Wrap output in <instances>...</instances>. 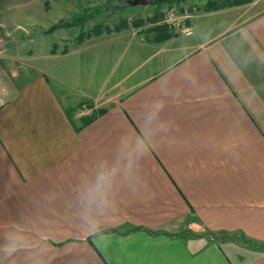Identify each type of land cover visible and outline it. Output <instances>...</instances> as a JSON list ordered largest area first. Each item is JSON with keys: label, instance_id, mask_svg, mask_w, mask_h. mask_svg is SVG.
<instances>
[{"label": "crops", "instance_id": "obj_1", "mask_svg": "<svg viewBox=\"0 0 264 264\" xmlns=\"http://www.w3.org/2000/svg\"><path fill=\"white\" fill-rule=\"evenodd\" d=\"M95 1L0 0V264H264V7L79 40Z\"/></svg>", "mask_w": 264, "mask_h": 264}, {"label": "rangeland", "instance_id": "obj_2", "mask_svg": "<svg viewBox=\"0 0 264 264\" xmlns=\"http://www.w3.org/2000/svg\"><path fill=\"white\" fill-rule=\"evenodd\" d=\"M197 1L199 0H96L97 6L83 7L84 10L79 14L82 17L81 20L77 19L80 17L76 14L69 17L67 20L74 22L67 26H75L76 30L82 29L87 32L97 23L102 26L109 25L110 28H114L116 24L120 23L123 25L120 29L128 26V29L140 32L139 35L142 37H151L154 34L153 26L160 25V30L165 32L161 31V33L165 36L173 33L185 34L182 22L186 24L189 14L196 8H204L203 5L206 2L204 0L199 5ZM218 3L222 8L232 7L231 10H236L234 14L243 15L264 7V0H218ZM157 34L159 36V30ZM88 101L83 100V102ZM74 109H77V106ZM224 237L221 241L230 252L234 247L231 245V241L235 240V236Z\"/></svg>", "mask_w": 264, "mask_h": 264}, {"label": "trees", "instance_id": "obj_3", "mask_svg": "<svg viewBox=\"0 0 264 264\" xmlns=\"http://www.w3.org/2000/svg\"><path fill=\"white\" fill-rule=\"evenodd\" d=\"M160 1V0H159ZM170 1V0H168ZM177 1H181V0H177ZM203 7L205 9H216L219 6V3H218V0H206L205 2V5H203ZM78 17L80 18H77L79 20H81V16L78 15ZM76 19V20H77ZM71 22H74L73 20L70 21V20H61V23H64V25H69L71 24ZM57 25H59L58 23L57 24H53L51 27H56ZM123 26L122 24L118 23L114 26V30H120V27ZM154 28H157L159 30V25L157 26H153ZM106 30H110V28L108 26H102L101 24H96L95 26H93L90 30H88L87 32H84V31H79L78 33V39L79 40H82L85 36H88V35H92V34H96V33H100L102 31H106ZM91 105V104H90ZM104 107H99L97 108V110L95 111V113L89 115V116H86L83 118L84 122L83 123H86V122H89L90 120H92L97 113H101L104 111Z\"/></svg>", "mask_w": 264, "mask_h": 264}, {"label": "built area", "instance_id": "obj_4", "mask_svg": "<svg viewBox=\"0 0 264 264\" xmlns=\"http://www.w3.org/2000/svg\"><path fill=\"white\" fill-rule=\"evenodd\" d=\"M183 23V30L185 31V34H190L192 31V28L187 24H185V22ZM2 38H0V53H2L4 51V46H3V42L1 41Z\"/></svg>", "mask_w": 264, "mask_h": 264}, {"label": "water", "instance_id": "obj_5", "mask_svg": "<svg viewBox=\"0 0 264 264\" xmlns=\"http://www.w3.org/2000/svg\"><path fill=\"white\" fill-rule=\"evenodd\" d=\"M146 1V0H145Z\"/></svg>", "mask_w": 264, "mask_h": 264}]
</instances>
